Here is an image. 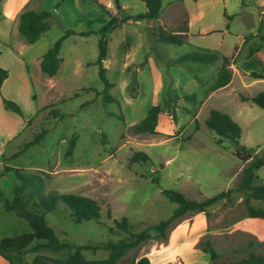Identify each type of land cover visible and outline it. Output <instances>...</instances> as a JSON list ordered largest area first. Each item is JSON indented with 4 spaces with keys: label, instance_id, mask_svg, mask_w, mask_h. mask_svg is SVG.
Returning a JSON list of instances; mask_svg holds the SVG:
<instances>
[{
    "label": "rangeland",
    "instance_id": "1",
    "mask_svg": "<svg viewBox=\"0 0 264 264\" xmlns=\"http://www.w3.org/2000/svg\"><path fill=\"white\" fill-rule=\"evenodd\" d=\"M109 1V5L106 0L23 2V9H44L48 12V27L40 32L35 41H24V57L45 49L65 29L84 32L69 33L61 40L58 50L61 64L54 76V85L49 90L45 74L39 77L33 75L37 102L47 104L20 136L4 147L3 152L6 155L34 132L46 129L36 142L16 156L7 158V163L28 173H38L42 177V190L45 193L72 192L96 200L98 219L74 222L69 208L60 200L44 214L46 223L60 240L74 243L116 240L123 232L115 227L111 232L107 230L108 225L113 226V218L125 216L132 225L131 229L137 230L148 222L165 217L174 203L160 192L161 188L176 189L187 197L198 199L234 186L245 162L232 154L233 145L228 139L219 137L204 125L203 119L210 107L224 111L239 125V143L252 148L256 154L264 149V109L249 99L240 98L264 90L263 77L253 78L249 74L244 77L246 84L234 82L241 89L236 93L228 86L205 98L219 61H173L178 55L193 49L216 50L228 55L234 45L240 44L244 34L255 29L257 17L253 8L241 10L238 0H198L202 13L197 16L194 0H161L160 12L155 19L130 22L125 32L119 28V24L109 26L103 31L106 37L103 64L107 79L116 81V84L108 88L114 98L105 101L100 92L95 93L102 87L96 64L93 63L97 53L96 40L101 33L99 28L107 23L110 13L119 18L126 13L145 9L142 0H119L120 8H116L114 0ZM223 10L232 16L224 17ZM185 15L191 19L189 28L193 34L179 44L153 41L145 31V55L149 54L151 60L140 75L148 70L162 88L153 94L150 90L152 80L141 78L137 93L129 96L126 88L123 90L119 86V80L127 74V69L121 67L122 43L125 46L130 43L135 35L132 29L141 31L144 26L151 28L160 24L174 30L182 24ZM213 29L216 30L209 32ZM245 53L246 46L243 45L235 60L240 62L241 67L258 71L264 69L263 50L255 57H245ZM136 67L137 64H133L128 69L131 72ZM187 92L195 93L198 101L184 97L183 94ZM128 98L131 101L128 102ZM155 103L167 108L160 111L157 131L134 133L125 126L124 111L129 119L130 109L138 107L142 113ZM48 106L57 110L55 118L49 117ZM167 113L171 114L170 118L166 116ZM71 134L75 135L74 145L71 153L64 155ZM217 138L220 142L216 141ZM135 150L144 151L149 163L132 161L130 156ZM1 163L0 156V171ZM255 174L253 182L264 186V163L255 170ZM151 176H156L157 182L150 180ZM14 182L16 178L12 170L0 175V191L5 197L10 198ZM231 195L230 200L218 201L208 207L204 214L206 231H202L198 240L207 238L211 242L217 252L213 261L234 262L248 251L264 254V223L244 215L240 191H233ZM249 201L261 203L253 198ZM193 214L187 212L183 217ZM172 224L168 232L175 225L174 222ZM28 229L22 217L0 206V237ZM150 243L160 242L149 238L137 248L130 249L114 264H122L132 255H140ZM40 252L51 257H62L67 250ZM81 252L86 258H102L107 254L103 248L82 249ZM32 254L28 252L24 258L29 259Z\"/></svg>",
    "mask_w": 264,
    "mask_h": 264
},
{
    "label": "trees",
    "instance_id": "2",
    "mask_svg": "<svg viewBox=\"0 0 264 264\" xmlns=\"http://www.w3.org/2000/svg\"><path fill=\"white\" fill-rule=\"evenodd\" d=\"M145 9L135 13H126L117 18L110 13L107 23L99 28L101 32L96 40L97 53L93 61L97 67V77L100 80L102 87L96 90L95 93H101V98L105 101H111L114 97L108 92V88L113 85L105 75V67L103 60L106 54V37L103 31L109 26H114L118 22H126L133 19H155L160 12L161 0H142ZM242 0H240V3ZM116 8H120L118 0H114ZM224 17H230L222 11ZM48 12L44 9L33 10L24 9L18 13L17 30L22 35L26 42L35 41L40 32L48 27L46 17ZM262 26L261 21L258 22L256 30ZM74 32L72 29H65L62 34L57 37L40 55L38 67L41 72L46 75H53L59 65L60 57L58 50L61 40L69 33ZM146 32L153 41H162L169 43H181L186 40L187 26L186 21L174 30L165 28L163 25L146 26ZM255 33L249 32L243 35L242 42L246 44L245 56L248 57L258 48L263 47L264 39H253ZM236 46L228 55H223L216 50L193 49L178 55L173 61H196L202 63H209L218 60L219 64L215 73V78L209 86V89H215L227 83L231 76L230 63L235 60ZM145 58L140 62L135 63L137 66L142 65ZM6 69L0 66V83L6 76ZM250 75L255 77H263L264 74L258 73L254 70L249 71ZM129 96H134L137 93V78L135 69L130 72V79L125 86ZM184 97L192 101H198L195 93L187 92L183 94ZM241 99H249L259 107L264 109V90H259L249 97L240 96ZM2 106L22 116L20 106L14 100L1 96ZM52 106V105H51ZM49 108V117L55 118L57 110L54 107ZM44 107L36 108L33 115L25 119V125H29L30 121L37 115V113ZM166 110V105L159 103L152 104L146 108L144 115L135 122L128 125L130 130L134 133H153L156 131L158 123V113ZM119 117L122 119L121 114ZM204 125L210 130L214 131L219 137L228 139L233 145L232 154L240 161L245 162L241 167L240 177L234 186L219 190L211 195L203 196L202 198H191L179 190L171 188H161L160 192L170 201L174 203L168 215L158 219L155 222H148L142 228L137 230L131 229V223L127 217L120 216L118 219L113 218V226H107V230L111 232L115 227L123 232V235L114 241H104L99 243H74L66 240H60L53 232L51 227L46 223L44 214L54 207L57 200L63 202L70 210V217L74 222H79L84 219H98V204L95 199L90 196L72 193V192H51L45 193L42 190V177L38 173L25 172L20 167H14L8 164L2 165L1 174L12 170L16 178L11 186L10 198L5 197L0 191V206L7 211H12L15 215L22 217L29 227L26 231H20L9 235L0 237V256L5 259L4 264H114L121 259L130 249L137 248V246L149 239H156L159 242L166 239L169 228L174 222L177 223L187 212L195 213L202 211L205 215L208 207L222 200H230L233 191H240L242 203L245 209L244 215L248 217L264 218V186L260 183H254L253 178L256 177L255 170L264 163V149L256 154L253 149L246 147L239 143L238 137L240 134L239 125L224 111L215 107L208 109L207 115L203 119ZM45 128L34 132L29 139L21 141L17 149L9 156V158L16 156L23 149L30 144L36 142L45 132ZM75 135L71 134L67 140L64 155L71 153L74 145ZM217 142L220 140L217 138ZM132 161H141L149 163L148 155L142 150H135L130 156ZM150 180L157 182L156 176H151ZM253 198L261 201L259 204H253L249 200ZM202 251L208 253L209 260L212 264H264V254L248 251V253L239 258V260L224 263L222 261H213L217 257V252L212 246L211 242L204 238L196 242ZM66 249L67 253L62 257H51L43 250L58 251ZM103 248L107 251L105 257L102 258H86L82 249H97ZM33 252L29 259L24 258V254ZM213 261V262H212ZM122 264H149V260L145 255H132L127 261Z\"/></svg>",
    "mask_w": 264,
    "mask_h": 264
},
{
    "label": "crops",
    "instance_id": "3",
    "mask_svg": "<svg viewBox=\"0 0 264 264\" xmlns=\"http://www.w3.org/2000/svg\"><path fill=\"white\" fill-rule=\"evenodd\" d=\"M238 1L241 10L252 9V8L255 10L257 17L256 26L259 21H261L262 23V26L259 30H256L255 27V29L252 31V33H255L252 38L258 40H261V38L264 39V0H242L241 3L240 0ZM23 2L24 0H0V66L5 68L7 71L6 76L2 79L0 83V156H1L2 165L8 164L7 158H9V156L17 149L18 145L15 146L14 149H10L6 155L3 154L4 147H6V145H8L14 139H17L21 135L24 128H26L25 119L32 116L36 108L47 104V103L39 104L37 102L36 99L37 94L33 85V75L39 77V75L43 73L39 70L38 61L40 55L45 51V49L49 45L46 46L45 49H43L39 53L30 54L27 55V57H24V52L26 50V44H25L26 41L17 30L18 13L24 10ZM194 2L197 5L195 8L197 10L196 11L197 16H200L202 12H201V8L197 4L198 0H194ZM119 6L122 7L120 3ZM225 13L229 14L227 12ZM231 16L232 14H230V17ZM184 19L186 21V26H187L186 38H188L189 35L193 34L189 28L191 19H189L187 15H185ZM138 21H140V19L128 20L126 22H121V23L116 22L114 26L119 24V28L123 32H125L128 23L138 22ZM132 30L135 32V35L131 37L130 43L127 46H125L124 43H122L123 58L121 61V67H123V69H127L126 70L127 74L119 80V86L120 88H123V90L129 80L130 70L128 69V66L140 62L143 59L142 56L145 55L146 26H144V29L141 31L140 30L136 31L135 29ZM214 30L216 29H213L209 32H212ZM73 31L76 32L77 34L84 33L83 31H75V30ZM197 33H201V32L197 31ZM242 37L240 44L234 45L236 46L235 60L240 52L241 47L243 45L246 46L247 44L242 42ZM26 43H31V42H26ZM260 50L264 51L263 47L258 48L248 57H255ZM150 60H151L150 55L146 54L145 61L142 63V65L140 66L138 65L135 68L136 78H137V89H139L141 86V78L142 79L147 78L149 80L151 79L152 84L150 90L151 93L156 94V92L158 93L161 90L162 85L160 84L159 81H155L156 78L153 75V73L148 72L147 70V72L140 75L141 71L147 66V64L149 65ZM235 60L234 62L229 64L231 68V76L229 81L224 85L219 86L215 89H208L205 98L208 97L214 91L228 86H231V91L235 93L236 91L241 90L240 88L236 87V84H234V82H237L238 84L239 83L246 84V82L244 81V77L248 76L250 74L249 71L251 70L244 69L243 67H241V65H239L240 62H236ZM60 64H61V58L56 72L51 76L45 74L48 77V84H47L48 90L49 87L54 85V76L56 75L60 67ZM32 67L34 69H32ZM254 71L264 74V69L260 71L258 70H254ZM252 77L262 78L255 76ZM109 81L113 82V85L116 84V81L114 80H109ZM1 96L10 98L15 102H17L21 108L22 116L16 114L11 110L5 109L1 103ZM129 101H131L130 98H128V102ZM201 102L202 100H200V103ZM140 110L141 109L138 107H136L135 109L134 108L130 109L129 119L127 117L128 113L126 111L122 113L125 126H128L129 124L135 122L138 118L144 115L146 108L142 113L140 112ZM159 114L160 112L158 113V116ZM157 124H159V118ZM156 131H157V126H156ZM1 171H0V175H1ZM252 218H254L257 222L258 220H260L261 222L264 223V218L261 217H252ZM205 228H206V218L204 213L202 211L195 212L192 216L183 217L177 224H175L167 233L166 239L164 241H161L160 243H152V244L150 243L148 249L145 250L140 255H145L149 260V264H209L210 260L208 257V253L202 251L198 246H196V242L198 241L202 231H206ZM256 233L258 235V231ZM2 260L3 258L0 257V261ZM4 263L5 260L1 264Z\"/></svg>",
    "mask_w": 264,
    "mask_h": 264
},
{
    "label": "built area",
    "instance_id": "4",
    "mask_svg": "<svg viewBox=\"0 0 264 264\" xmlns=\"http://www.w3.org/2000/svg\"><path fill=\"white\" fill-rule=\"evenodd\" d=\"M109 3H110V1H109V0H106V4L109 5ZM166 116H167L168 118H170V117H171V114H170V113H167Z\"/></svg>",
    "mask_w": 264,
    "mask_h": 264
}]
</instances>
